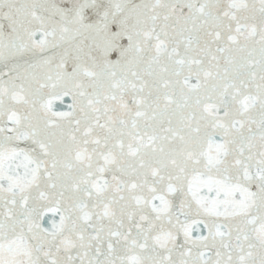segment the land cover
<instances>
[{
	"label": "snow or ice",
	"instance_id": "obj_1",
	"mask_svg": "<svg viewBox=\"0 0 264 264\" xmlns=\"http://www.w3.org/2000/svg\"><path fill=\"white\" fill-rule=\"evenodd\" d=\"M0 264H264V0H0Z\"/></svg>",
	"mask_w": 264,
	"mask_h": 264
}]
</instances>
